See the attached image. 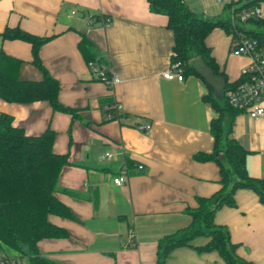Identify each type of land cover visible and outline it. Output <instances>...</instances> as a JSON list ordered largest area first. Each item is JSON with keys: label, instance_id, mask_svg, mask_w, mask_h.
Wrapping results in <instances>:
<instances>
[{"label": "crops", "instance_id": "0c3cea01", "mask_svg": "<svg viewBox=\"0 0 264 264\" xmlns=\"http://www.w3.org/2000/svg\"><path fill=\"white\" fill-rule=\"evenodd\" d=\"M231 1L241 5L240 0L225 3ZM184 2L206 18L227 14L224 3L216 0ZM74 10L77 14L71 15ZM246 27L264 31L251 22ZM7 28L49 39L40 48V60L60 83V103L76 113L54 112L46 102L0 99V115L12 116L14 126L27 135L53 130L54 152L68 155L70 162L57 195L76 220L51 216L69 236L41 240L39 253L58 264H158L159 245L184 235L181 230L190 224L199 200L222 189L220 165L196 159L214 151L211 124L220 114L206 100L215 96L213 88L198 75H186L182 83L163 78L174 34L166 16L150 11L148 0H0V53L23 62L22 80L39 81L43 75L33 65L31 44L3 39ZM214 30L206 44L218 77L235 83L249 58L233 55L231 36L221 28ZM82 36L121 83L109 87L93 76L79 50ZM110 99L126 115L121 121L107 120ZM145 126L150 128L141 129ZM231 128L232 138L247 153L249 176L264 180V117L239 113ZM106 152L115 158L102 160ZM127 161L133 163L127 182L115 185ZM217 200L205 210L215 209L214 223L228 230L238 257L264 264V204L258 194L238 189L233 204L216 209ZM208 241L198 236L172 248L166 264H226L217 251L203 250Z\"/></svg>", "mask_w": 264, "mask_h": 264}, {"label": "trees", "instance_id": "16d2710c", "mask_svg": "<svg viewBox=\"0 0 264 264\" xmlns=\"http://www.w3.org/2000/svg\"><path fill=\"white\" fill-rule=\"evenodd\" d=\"M150 11L168 18V28L174 34L173 53L184 67V75H198L191 61L202 57L206 65L220 76L212 50L206 39L216 28L223 29L232 35L230 21L232 10L240 11L251 8L264 0H240L237 3H224L227 14L222 19H210L192 11L184 0H148ZM251 23L264 27V20H253ZM246 33L257 39L264 48V31L248 29ZM3 39H19L32 46L33 65L42 73L39 81H28L20 78L23 62L4 52L0 53V99L7 103L31 104L48 103L54 112L75 116V110L65 107L59 101L60 83L51 77L42 64L40 48L49 41L39 38L18 28H7ZM79 50L87 63L97 60L91 42L82 36ZM238 82V81H237ZM225 85L222 99L211 94L206 100L218 111L220 117L211 124L214 137V151L209 155H197L200 162L214 160L220 165L222 189L216 196L200 199V207L191 212L190 224L181 230L184 235L166 245L161 243L158 251V264H166L170 250L179 245H187L193 238H209L204 251H217L226 264H251L236 254V245L231 242L228 230L214 223L215 209L206 211L205 207L217 200L216 209L222 205L233 204L234 194L238 189L254 190L264 204V180L249 176L246 167V151L232 138V122L241 113L231 107L225 98V90L236 84ZM114 110V120L121 121L125 114L117 108L118 102L109 100ZM56 133L48 129L40 136H29L23 129L14 126L12 116L0 115V249L24 255L27 264H58L43 257L38 251V243L43 239H63L69 236L68 231L54 224L50 217L76 220L75 215L58 198L59 181L63 170L70 164L68 155L57 154L53 150ZM224 155V159H219ZM127 161V169L132 166ZM180 232V233H181Z\"/></svg>", "mask_w": 264, "mask_h": 264}, {"label": "built area", "instance_id": "2783aa9c", "mask_svg": "<svg viewBox=\"0 0 264 264\" xmlns=\"http://www.w3.org/2000/svg\"><path fill=\"white\" fill-rule=\"evenodd\" d=\"M219 3H225L227 0H216ZM74 10L71 15H76ZM253 20H264V6L260 5L245 8L240 11L232 10L230 21L233 27L231 36V51L235 56H246L249 58V64L242 70L238 82L225 90V98L227 103L238 109L241 113L248 114L253 119L264 117V48L260 47L257 39L246 33V25ZM92 23V20H88ZM105 25L109 20L103 19ZM88 67L93 76L100 81L105 82L109 87L121 83L120 76L112 70L108 62L99 58L88 63ZM163 78L169 81L184 82V67L181 61L176 59V54L172 53L170 64ZM111 105L106 106L107 120H114V110ZM121 111L120 104L117 105ZM149 126L141 129L147 130ZM115 158L112 152H106L101 156L102 160H111ZM142 170L143 166H139ZM128 169L127 166L122 168L121 174L114 178L115 185H123L127 182ZM28 259L24 255H13L6 250L0 249V264H27Z\"/></svg>", "mask_w": 264, "mask_h": 264}, {"label": "water", "instance_id": "95a60500", "mask_svg": "<svg viewBox=\"0 0 264 264\" xmlns=\"http://www.w3.org/2000/svg\"><path fill=\"white\" fill-rule=\"evenodd\" d=\"M191 65L195 68L197 73L202 77L214 90L215 98L221 100L223 91L226 85L224 77H218L206 65L202 57H196L191 61ZM219 159H224V155H220Z\"/></svg>", "mask_w": 264, "mask_h": 264}, {"label": "rangeland", "instance_id": "374dc122", "mask_svg": "<svg viewBox=\"0 0 264 264\" xmlns=\"http://www.w3.org/2000/svg\"><path fill=\"white\" fill-rule=\"evenodd\" d=\"M262 28H264V27H262ZM214 31H216V30H213L212 33H213Z\"/></svg>", "mask_w": 264, "mask_h": 264}]
</instances>
